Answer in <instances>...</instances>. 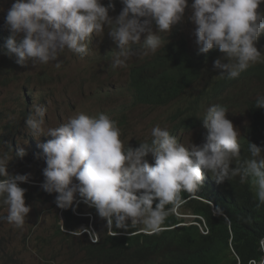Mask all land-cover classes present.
I'll list each match as a JSON object with an SVG mask.
<instances>
[{
	"label": "clouds",
	"instance_id": "1",
	"mask_svg": "<svg viewBox=\"0 0 264 264\" xmlns=\"http://www.w3.org/2000/svg\"><path fill=\"white\" fill-rule=\"evenodd\" d=\"M120 3L121 11L112 17L109 15V9L115 10L112 0H106L105 5L102 0H14L5 16L11 35L4 45V55L14 56L21 66L31 61L34 66L51 63L59 69L62 66L59 58L66 50L83 58L89 52L92 35L104 36L107 29L119 48L112 52L107 70L127 68L130 61L142 58L132 65L135 74L137 68L153 64L175 31L180 32L181 27L175 25L184 19L189 3L188 0H120ZM261 4L264 0H192L188 19L196 26L198 51L180 34L197 55L221 53L211 61L217 76L235 79L255 63H264ZM163 33L171 34L161 38ZM135 44L140 46L132 48ZM213 102L199 118L203 120L201 135L194 133L199 142L195 143L194 138L187 146L181 141L178 132H187L197 124L189 123L191 114L175 110L170 129L153 126L150 141L139 142L135 148L125 147L121 129L107 114L90 116L76 112L67 122L45 131L46 108L33 105L25 127L34 137L43 134L52 139L42 143V149L26 151L17 138L18 158L7 152L0 154V206L6 208L0 221L22 228L31 210L25 203L26 189L20 186L29 181L30 174H10L8 165L13 157L25 165L26 161L42 165L44 181L31 183L49 194L57 193V207L75 212L78 194L106 221V230L113 236L118 234L117 230L136 226L142 231L139 234L159 233L165 220L178 214L186 203L181 193L194 197L202 184L208 182L209 175L217 184L239 176L241 183H250L257 206L264 205V148L248 142L246 149L243 139H238L239 129L227 118L226 107ZM204 103L206 107L207 102ZM164 105L155 104L154 108L169 111L171 107ZM255 107L264 108V95L257 96ZM7 126L5 123L0 128ZM154 201H158L155 207ZM82 232L93 236L94 243L99 242L93 228ZM78 234L81 232L75 236ZM258 245L264 253V237L259 238ZM248 264H264V255L258 260L249 259Z\"/></svg>",
	"mask_w": 264,
	"mask_h": 264
},
{
	"label": "trees",
	"instance_id": "2",
	"mask_svg": "<svg viewBox=\"0 0 264 264\" xmlns=\"http://www.w3.org/2000/svg\"><path fill=\"white\" fill-rule=\"evenodd\" d=\"M9 37L0 30V73L3 75L4 71L15 73L18 65L14 56L4 55V45ZM156 56L159 58L153 64L141 66L132 74L129 90L136 105L175 107L177 112L193 116L190 124H198L203 121L199 118L204 112V102L209 105L212 100L225 96L221 105L228 112L234 108L249 115L251 125L243 138L246 149L248 142L260 143L258 146L264 148V108L255 107L257 96L264 95V63H255L235 79H221L211 63L221 53L195 54L178 30ZM205 76L210 87L198 97L190 95L192 85L198 80L204 81ZM254 80L260 84L253 93L240 88V85L249 86ZM25 121L10 119L9 125L0 132V150L13 149L17 131L27 129ZM2 125L0 121V127ZM209 176L208 182L202 184L194 197L181 193L186 203L178 210L180 216L170 215L162 225L163 230L154 235L139 234L142 232L140 226L120 229L116 236L110 235L106 221L96 210L89 208L83 198L74 201V212L71 208L57 207V193L49 194L42 187L33 186L31 182L38 184L37 179L30 178L20 186L26 189L27 203L37 206L48 203L59 209L53 241L67 245L69 241L78 240V248L68 245L71 251L83 256L76 264H248L251 258L258 260L264 255L258 245L259 238L264 237V205L257 206L250 183H241L239 176L222 184ZM157 202L154 201V207ZM3 210L6 208L0 206V212ZM61 213L66 219L65 227ZM186 215L193 218H183ZM91 216L95 221L92 222ZM82 227L95 228L99 242L94 243V237L88 233L75 236Z\"/></svg>",
	"mask_w": 264,
	"mask_h": 264
},
{
	"label": "rangeland",
	"instance_id": "3",
	"mask_svg": "<svg viewBox=\"0 0 264 264\" xmlns=\"http://www.w3.org/2000/svg\"><path fill=\"white\" fill-rule=\"evenodd\" d=\"M105 2L106 0H102L104 5ZM112 2L115 10L109 9V15L115 17L123 5L120 0H112ZM12 3L14 0H0V30L9 36L11 32L5 25V16ZM188 3L189 7L185 10L184 19L177 25H180V32L188 39L189 44L192 42L193 50L198 51L195 43L196 26L188 19L191 15L192 0H188ZM259 9L264 11V4H261ZM163 34L169 36L171 33ZM163 34H160L161 38ZM138 45H131V47L136 48ZM113 51H119V48L105 29L104 36L92 35L89 52L83 58L66 50L59 58L62 60V66L59 69L51 63L34 66L29 61L25 66L16 65L15 73L5 71L4 75L0 73V121L8 125L11 118L21 122L28 117L33 105H41L46 108L44 125L46 131L47 128L57 127L67 122L68 118L76 112H85L90 116L104 113L117 122L125 147L130 145L133 148L138 147L139 142L150 141V130L153 126L160 125L162 128L170 129L173 126L172 114L175 113V107L166 111L164 108L155 109L148 103L136 105L129 92L132 65L143 59L136 58L130 61L127 68L112 69L110 67V70H107ZM261 52L264 53V49ZM259 84L258 80H254L249 86L240 85V88L249 89L253 93ZM209 87V79L205 76L204 81L201 79L192 85L190 95H200ZM236 87L239 88V86ZM224 101L225 96H222L213 103L221 105ZM210 105L212 104L204 107V112ZM227 118L232 121L235 128L239 129L241 135L238 139L242 140L251 125L248 113L230 108ZM201 123H198L195 129L178 132V137L185 145L188 146L194 138L195 143L199 142L194 133L201 135ZM4 130L0 128V132ZM203 131L207 129L204 128ZM17 138L26 151L42 149L40 145L52 139L43 134L34 137L28 128L17 131ZM16 144L17 139L12 144V150L4 148L0 150V154L7 152L9 156H13L17 148ZM150 159H152L151 156ZM14 161L16 160L13 157L8 165L10 174L15 175L18 172L30 174V178L37 179V182L44 181L42 165L38 166L37 163L31 164L27 161L25 165V163L18 164ZM77 198L81 197L77 194L75 200ZM25 203L31 207V210L22 228H15L6 221H0V264H76L82 261L83 256L71 251L68 247L69 245L78 248V240L69 241L67 245L53 241L58 225L59 209L53 208V205L48 203L41 206L32 205L27 201ZM0 215H6V211H1ZM187 217L193 216L187 215ZM60 219L64 225L63 213ZM84 229L87 228L82 227L80 232ZM95 232L94 228L93 234Z\"/></svg>",
	"mask_w": 264,
	"mask_h": 264
},
{
	"label": "bare ground",
	"instance_id": "4",
	"mask_svg": "<svg viewBox=\"0 0 264 264\" xmlns=\"http://www.w3.org/2000/svg\"><path fill=\"white\" fill-rule=\"evenodd\" d=\"M178 26V25H177ZM180 26V25H179ZM164 35V34H163ZM162 35V36H163ZM2 56V55H1ZM2 59V58H1ZM2 61V60H1ZM7 62V61H6ZM149 66V65H148ZM254 87V86H253ZM188 92V91H187ZM191 92V91H190ZM182 96V95H181ZM153 97V96H152ZM179 98V97H178ZM176 102V101H175ZM181 105V104H180ZM195 129V128H194ZM182 132H184V131H182ZM31 140V139H30ZM259 142V141H258ZM261 142V141H260ZM262 143V142H261ZM264 143V142H263ZM258 145H260V143H258ZM82 232V231H81ZM82 235H77V237H81Z\"/></svg>",
	"mask_w": 264,
	"mask_h": 264
}]
</instances>
